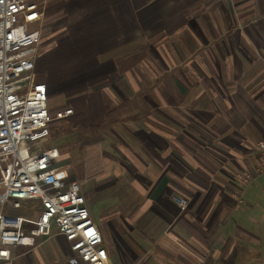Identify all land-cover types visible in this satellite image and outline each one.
<instances>
[{
  "label": "crops",
  "instance_id": "crops-1",
  "mask_svg": "<svg viewBox=\"0 0 264 264\" xmlns=\"http://www.w3.org/2000/svg\"><path fill=\"white\" fill-rule=\"evenodd\" d=\"M31 1L48 111L74 113L38 147L73 181L62 163L75 143L109 264H264V0ZM50 240L70 256L54 234L12 248V264H59Z\"/></svg>",
  "mask_w": 264,
  "mask_h": 264
},
{
  "label": "built area",
  "instance_id": "built-area-1",
  "mask_svg": "<svg viewBox=\"0 0 264 264\" xmlns=\"http://www.w3.org/2000/svg\"><path fill=\"white\" fill-rule=\"evenodd\" d=\"M41 16L31 0H0V264H12V248L35 249L54 234L68 243V264H109L80 185L65 181L54 167L56 148L38 147L54 119L35 74L40 31L27 28ZM71 114L67 109L57 118ZM256 150L264 173V141ZM237 180L242 187L250 183L247 175ZM173 201L180 209L189 204L185 197ZM24 202L31 203L28 217L5 211L7 206L21 209Z\"/></svg>",
  "mask_w": 264,
  "mask_h": 264
},
{
  "label": "rangeland",
  "instance_id": "rangeland-1",
  "mask_svg": "<svg viewBox=\"0 0 264 264\" xmlns=\"http://www.w3.org/2000/svg\"><path fill=\"white\" fill-rule=\"evenodd\" d=\"M27 28H30L29 30L37 29L38 25H37V23H34V24H31V25H27ZM54 102H55V100L49 98L47 105L50 107L51 104H54ZM53 116L55 118L57 115L54 114ZM70 124L73 127V124L72 123H70ZM72 130H74L73 131V135H75L74 127H73ZM67 135H66L67 140L70 139V141H72V142L75 141V138L72 136V134L70 132H68ZM63 138H65V137H63ZM62 141H63V139H62ZM53 145H55V143L50 140L49 141V146H53ZM68 148H69L70 159L66 163L63 162L62 164H63V166H64V164H65V166H67V171H68L69 178L72 179L73 181L77 182L80 185V187L82 186L85 189L86 192L91 193L93 191V181L94 180L91 179V178H87V180H85V178H84L83 164H85L86 162H84L83 159H81V158L79 159L78 155H76L75 143L72 144ZM100 198H102V196L100 194L95 195V197L94 198L92 197V199H91L92 201H90V203H89L90 205H93L91 207V209H92L94 217L96 219L99 217V214H101V212H104L101 209L102 205H104V204H103V201ZM28 208H30V206H28ZM28 208L26 210H28ZM26 210L23 211V213L21 211L18 212V213H14V215L23 216V217L27 216L28 217L31 214L28 211L26 212ZM35 213L36 212L34 211L33 214L35 215ZM48 245H49L48 247L54 253L55 259L57 261H59V264H67L68 263L69 256H67L68 254L66 255L67 250H66V246L65 245H64V248H63V246L60 245L55 240H50L48 242ZM57 264H58V262H57Z\"/></svg>",
  "mask_w": 264,
  "mask_h": 264
}]
</instances>
